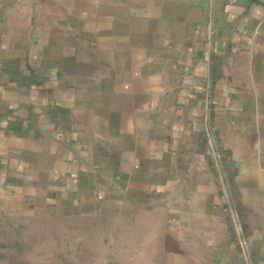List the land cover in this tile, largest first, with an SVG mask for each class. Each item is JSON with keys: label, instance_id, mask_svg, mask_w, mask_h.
I'll return each instance as SVG.
<instances>
[{"label": "crops", "instance_id": "0c3cea01", "mask_svg": "<svg viewBox=\"0 0 264 264\" xmlns=\"http://www.w3.org/2000/svg\"><path fill=\"white\" fill-rule=\"evenodd\" d=\"M125 195L162 264H264V0H0V212Z\"/></svg>", "mask_w": 264, "mask_h": 264}, {"label": "rangeland", "instance_id": "374dc122", "mask_svg": "<svg viewBox=\"0 0 264 264\" xmlns=\"http://www.w3.org/2000/svg\"><path fill=\"white\" fill-rule=\"evenodd\" d=\"M163 198L134 204L125 195L118 205L86 203L76 211L0 212V264H162L151 217L163 212Z\"/></svg>", "mask_w": 264, "mask_h": 264}, {"label": "built area", "instance_id": "2783aa9c", "mask_svg": "<svg viewBox=\"0 0 264 264\" xmlns=\"http://www.w3.org/2000/svg\"><path fill=\"white\" fill-rule=\"evenodd\" d=\"M239 0H227V3L230 5L236 4Z\"/></svg>", "mask_w": 264, "mask_h": 264}]
</instances>
